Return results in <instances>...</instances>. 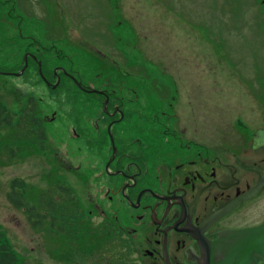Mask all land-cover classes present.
I'll return each mask as SVG.
<instances>
[{
    "label": "flooded vegetation",
    "instance_id": "af4514ba",
    "mask_svg": "<svg viewBox=\"0 0 264 264\" xmlns=\"http://www.w3.org/2000/svg\"><path fill=\"white\" fill-rule=\"evenodd\" d=\"M26 54L27 61L24 56L15 68L0 67V75L26 74L34 63L37 77L57 91L62 83L60 67L49 66L47 75L43 59ZM70 80L90 93L82 102L85 113L80 125L89 149L98 145L92 156L84 157L81 172L82 202L93 218H100L96 227L103 242L110 239L103 243L95 264H208L209 247L212 264H223L228 256L231 264H242L238 258L243 242L263 235L256 229L264 223V112H258L260 118L238 117L218 126L215 115L203 122L197 89L187 95L185 106L173 80L119 79V85L99 89L76 77ZM2 87L6 89L4 82ZM39 102L40 97L30 95L27 105L14 112L0 96L3 169L6 163L24 160L26 153L46 150ZM61 161L60 166L71 171L72 166ZM1 177L0 169V186ZM10 182L6 198L14 206L13 184H21L25 196L21 190L26 181L17 175ZM38 200L40 207L45 204L44 198ZM33 228L43 239L51 237L52 243L62 231V226ZM64 236L68 254L58 255L56 245L45 244L52 254L49 264H92L88 255L73 254V240ZM260 252L253 249L252 264H264ZM30 260L45 264L38 256L25 258L24 264Z\"/></svg>",
    "mask_w": 264,
    "mask_h": 264
},
{
    "label": "rangeland",
    "instance_id": "374dc122",
    "mask_svg": "<svg viewBox=\"0 0 264 264\" xmlns=\"http://www.w3.org/2000/svg\"><path fill=\"white\" fill-rule=\"evenodd\" d=\"M26 53L43 59L47 75L49 66L60 67L62 83L52 91L37 77L34 63L26 74L0 75L6 86L0 96L11 111L22 110L30 95L40 97L47 134L45 151L26 153L4 169L0 164L1 240L10 243L16 264L35 256L49 264L53 244L58 255L69 253L62 233L54 243L48 235L43 239L29 213L9 203L6 193L10 180L21 175L23 199L39 213L46 205L40 207L38 198L63 200L60 184L84 197V157L98 145L89 149L80 125L82 102L90 93L71 78L94 89L119 85V79L173 80L185 106L197 89L203 122L215 115L218 126L264 112V0H0V67L15 68ZM99 221L94 216L90 226Z\"/></svg>",
    "mask_w": 264,
    "mask_h": 264
},
{
    "label": "trees",
    "instance_id": "16d2710c",
    "mask_svg": "<svg viewBox=\"0 0 264 264\" xmlns=\"http://www.w3.org/2000/svg\"><path fill=\"white\" fill-rule=\"evenodd\" d=\"M41 138L42 140L46 139V133L43 127L41 128ZM18 186L22 187V185H19L17 182L13 184V190L17 192L11 197L14 206L25 209L30 217L33 218L34 226H42L46 219L49 221L50 226H62V231L59 230V232L62 233L60 236L68 234V238L73 240L74 250L72 253L77 254L78 252H82L80 255H88L91 259V263L95 264V259L102 254L101 248L103 247V243L106 244L110 239L105 238L103 242L96 225L90 226L93 215L84 206L83 200L81 199V201L80 198L77 197L74 190L70 186L60 184V191L64 193L63 200L59 198L58 201H56L54 198H49V200L45 201V204L41 206L44 207L46 205L45 212L39 213L36 207H29L27 201H24ZM24 190L25 189H22L21 191L23 192ZM1 237L2 235H0V264H16L18 258L15 252H13L10 245L1 240ZM92 257L95 258L92 259ZM105 264L110 263L106 261Z\"/></svg>",
    "mask_w": 264,
    "mask_h": 264
},
{
    "label": "water",
    "instance_id": "95a60500",
    "mask_svg": "<svg viewBox=\"0 0 264 264\" xmlns=\"http://www.w3.org/2000/svg\"><path fill=\"white\" fill-rule=\"evenodd\" d=\"M25 60L27 61V56H25ZM39 65L41 67V61H39ZM119 69L121 70L122 74L124 75H128L129 73L126 72V70L120 65L118 64ZM40 72L42 73V69H40ZM19 75V74H18ZM79 86H81V83H78ZM89 91H97V90H89ZM257 231L263 233V235L261 234L260 236H255L252 239H248V241L243 242L241 248L242 251L239 255L238 260L242 262V264H247L246 261H248V264H252V262L254 261L252 258H250L251 253L253 251V249L261 251V255H264V223L256 229ZM211 247H209L208 249V253H207V262L208 264H212V259L211 256L213 255L210 251ZM246 255H248V258L246 257ZM230 260V256H228L227 258H225V260L223 261V264H231L229 262Z\"/></svg>",
    "mask_w": 264,
    "mask_h": 264
},
{
    "label": "bare ground",
    "instance_id": "6f19581e",
    "mask_svg": "<svg viewBox=\"0 0 264 264\" xmlns=\"http://www.w3.org/2000/svg\"><path fill=\"white\" fill-rule=\"evenodd\" d=\"M25 56H27V54H25ZM28 57V56H27Z\"/></svg>",
    "mask_w": 264,
    "mask_h": 264
}]
</instances>
